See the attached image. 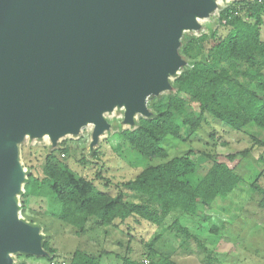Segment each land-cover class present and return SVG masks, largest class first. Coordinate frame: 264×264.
<instances>
[{
    "label": "trees",
    "instance_id": "obj_1",
    "mask_svg": "<svg viewBox=\"0 0 264 264\" xmlns=\"http://www.w3.org/2000/svg\"><path fill=\"white\" fill-rule=\"evenodd\" d=\"M263 24L264 0H237L220 9L217 26L183 39L179 56L189 66H184L174 79L170 93L156 94L151 99L147 117H140L134 128L121 131L134 150L161 161L120 181L116 184L117 193L108 194L71 170L65 161L69 154L65 143L57 149L43 148L37 160L28 156L31 147H22V154L28 157L26 163L30 162L27 176L32 184L21 199L23 212L27 207L25 197L32 193L39 196L44 191L51 202L48 212L79 236L99 230L105 235L111 229L123 234L131 232L133 225L158 226L174 216L170 226L175 230L174 237L180 239L179 246H187L191 233L179 222V215L197 216L217 234L227 223H221L219 217L212 220V212L225 217L241 213L243 205L235 201L238 191H242L241 179L234 168L255 150H259L257 159L263 167L252 177L246 198L256 200V206L264 209V137L257 139L249 134L252 129H264V98L259 94L264 90ZM208 116L251 140L249 146L228 153L227 158L235 163L230 166L211 152L198 151L207 159L204 168L194 161V151L169 157L163 146L166 137L191 139ZM220 144L227 143L220 139ZM127 192L134 200L127 198ZM127 234L125 243L117 240L124 250L114 255L121 264H144L130 257V241L134 237ZM158 239L156 235L145 242L144 254L151 258L149 264H160L161 260L175 264L170 254L161 253L154 246ZM40 244L43 252H53L45 238ZM201 248L204 264H214L213 252L203 245ZM107 253L101 251L95 256L74 249L67 264H103L100 256Z\"/></svg>",
    "mask_w": 264,
    "mask_h": 264
},
{
    "label": "water",
    "instance_id": "obj_2",
    "mask_svg": "<svg viewBox=\"0 0 264 264\" xmlns=\"http://www.w3.org/2000/svg\"><path fill=\"white\" fill-rule=\"evenodd\" d=\"M213 0H0V264L8 252L43 253L37 226L17 215L23 169L17 142L50 140L123 106L148 115L147 96L169 88L183 64L179 37Z\"/></svg>",
    "mask_w": 264,
    "mask_h": 264
},
{
    "label": "rangeland",
    "instance_id": "obj_3",
    "mask_svg": "<svg viewBox=\"0 0 264 264\" xmlns=\"http://www.w3.org/2000/svg\"><path fill=\"white\" fill-rule=\"evenodd\" d=\"M233 1L237 0H213L214 6L208 14L196 19V28L181 31L178 53L186 36L198 35L207 32L210 26H217V16L220 9ZM261 34L264 39V24ZM184 66H189V62L184 60L176 73L168 75L169 88L158 94L170 93V85L172 86L174 79ZM259 94L264 98V90L259 91ZM154 97L155 95L151 94L145 99L148 111L149 103ZM193 104L195 105V103ZM103 117L108 126L96 138L92 134L93 124L86 123L78 132L60 136L54 144L49 136H32L29 134L17 142V158L23 169V179L19 190L13 195L17 204V215L23 221L39 228L41 240L45 238L53 252L44 251L41 254H31L23 251H11L8 252V255L13 264H67V260L74 249H82L95 256L100 255L101 251H109V253L100 256L101 262L103 264H121L114 253L124 250L123 245L122 247L117 245V240L120 239L125 243L129 237L127 233H131L134 237L130 241V257L144 264H149L151 260L144 254L145 242L156 235H159V239L154 246L161 249V251L159 250L161 253L170 254L175 264H204L201 245L213 252L216 259L214 264H264V209L256 206V200L251 199V197L246 198V191L250 187L252 177L256 176L263 167L257 159L259 150L253 151L234 168V172L241 179L239 183L242 191H238L235 197V201L243 205L241 213H232L228 217L220 213L212 212L210 214L212 220L219 217L221 223L226 222L227 227L225 229L219 230L216 234L210 231L208 222L197 216L181 214L177 217L179 222L187 227L191 233L187 246H179L180 239L174 237L175 230L170 227L176 218L174 216V218L168 217L162 225L158 226L133 225L134 228L131 232L125 231L123 234L111 229L105 235L99 230L79 236L72 227L60 222L48 212L51 202L49 195L44 191L39 196L32 193L29 197H25L27 207L23 212L21 199L28 193L32 184L27 176L30 162L26 163L25 160L28 157L26 155L25 158L22 154V147H31L28 156L31 157L30 160H37L41 157L43 148L57 149L60 143H65L69 147V154L65 161L70 169L85 176L97 188L111 195L117 193L116 184L120 181L134 177L148 164L161 161L158 159L151 160L141 155L121 136L122 130L134 128L138 119L147 117V115L135 112L130 120H126L124 107L117 105L103 112ZM249 134L257 139L263 138L264 129L255 128L249 131ZM247 136L243 133L234 132L228 125L208 116L202 127L191 139L182 141L168 136L163 142V146L167 149L169 157L194 151V161L200 165V168L205 167L207 159L199 152L215 153L218 160L232 166L235 161L229 160L227 155L249 146L251 140ZM220 139L227 144H220ZM60 157L63 155L61 154ZM127 198L134 200L129 192H127ZM255 198L259 199V197ZM122 228L125 229V226ZM159 263L168 264L163 260Z\"/></svg>",
    "mask_w": 264,
    "mask_h": 264
},
{
    "label": "bare ground",
    "instance_id": "obj_4",
    "mask_svg": "<svg viewBox=\"0 0 264 264\" xmlns=\"http://www.w3.org/2000/svg\"><path fill=\"white\" fill-rule=\"evenodd\" d=\"M197 18H198V17L196 16V19H197ZM26 134H28V132H27ZM26 134H25V135H26ZM43 135H45V136H49L48 132L43 133Z\"/></svg>",
    "mask_w": 264,
    "mask_h": 264
}]
</instances>
